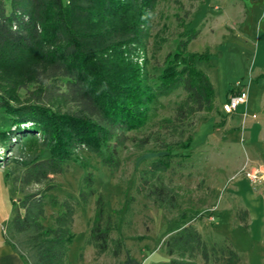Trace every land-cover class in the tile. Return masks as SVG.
<instances>
[{
	"label": "trees",
	"instance_id": "1",
	"mask_svg": "<svg viewBox=\"0 0 264 264\" xmlns=\"http://www.w3.org/2000/svg\"><path fill=\"white\" fill-rule=\"evenodd\" d=\"M159 1L0 0V148L12 152L0 153V165L21 194L7 233L27 264H68L76 206L98 193L90 170L79 200L69 195L54 224L44 223L46 197L69 162L90 168L87 154L114 172L129 144L143 151L151 143L164 153L140 170L137 191L159 208L179 211L161 245L168 258L157 264H241L231 245L208 242L187 222L188 211L198 212L183 210L168 184L175 158L190 156L198 116L218 109L214 83L199 67L204 55L188 50L199 31L186 23L160 73L149 70L145 52ZM180 89L185 96L174 115L161 118L162 99ZM34 185L41 188L27 191ZM115 227L100 194L89 243L125 264V241L112 236Z\"/></svg>",
	"mask_w": 264,
	"mask_h": 264
},
{
	"label": "rangeland",
	"instance_id": "2",
	"mask_svg": "<svg viewBox=\"0 0 264 264\" xmlns=\"http://www.w3.org/2000/svg\"><path fill=\"white\" fill-rule=\"evenodd\" d=\"M182 22L188 30L199 31L188 50L204 55L199 67L214 83L218 110L198 116L191 148L185 152L190 156L175 158L167 172L168 184L181 195L183 210L198 212L188 211L187 222H193L205 240L231 245L241 264H264V184H252L245 173L252 159L264 158V0H160L145 52L152 73L159 74L167 54L176 50L179 34L185 29ZM238 82L248 95L246 108L229 115L219 112ZM184 96L180 89L163 98L160 117L173 116ZM256 134L262 136V142H250ZM0 153L12 154L2 148ZM162 153L155 143L143 151L129 144L121 151L122 164L114 172L96 157L84 154L90 168L69 162L64 172L56 175L55 187L46 197L44 223L48 226L54 224L69 195L79 200L83 179L90 170L98 189L88 205L76 206L68 264H117L110 253L100 256L89 243L100 194L105 218L116 224L112 236L124 238L120 259L125 264H157L168 258L161 245L177 227L179 211L159 208L137 191L140 170ZM13 170L18 173L15 166ZM7 171L0 165V259L2 246L7 244L18 257L16 263L27 264L24 252L16 250L7 233L14 201L21 197L7 179ZM39 188L34 185L27 191Z\"/></svg>",
	"mask_w": 264,
	"mask_h": 264
},
{
	"label": "built area",
	"instance_id": "3",
	"mask_svg": "<svg viewBox=\"0 0 264 264\" xmlns=\"http://www.w3.org/2000/svg\"><path fill=\"white\" fill-rule=\"evenodd\" d=\"M247 101V92L242 83L238 82L229 100L222 104V110L226 114L233 113L241 105L247 104ZM253 116L255 117L256 115L254 114ZM245 173L252 184L264 182V165H251L249 169H245Z\"/></svg>",
	"mask_w": 264,
	"mask_h": 264
},
{
	"label": "crops",
	"instance_id": "4",
	"mask_svg": "<svg viewBox=\"0 0 264 264\" xmlns=\"http://www.w3.org/2000/svg\"><path fill=\"white\" fill-rule=\"evenodd\" d=\"M245 105L246 104H244V105H241L236 111H234L233 113H237V112H243L244 111V109L246 108L245 107ZM220 108V110H219V112H221V113H224L223 112V110H222V106H220L219 107ZM225 115H229V114H226V113H224ZM230 114H232V113H230ZM262 136L260 135V134H256V136H254V137H250L249 138V140H250V142H253V141H256V142H262ZM258 164H261V165H264V158L262 159V158H257V159H252V161H251V165L252 166H256V165H258ZM250 165V166H251ZM263 184H264V182H263ZM2 254H3V257H1V259H0V264H3V263H7V264H10V263H13V264H18V263H16L17 262V258L18 257H16V254H14L13 253V251H12V249H11V247L10 246H7V244H5V245H3L2 246Z\"/></svg>",
	"mask_w": 264,
	"mask_h": 264
}]
</instances>
